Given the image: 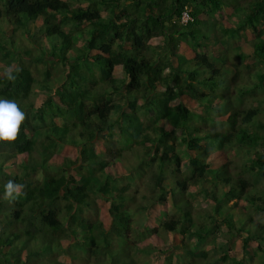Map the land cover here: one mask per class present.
<instances>
[{
    "label": "trees",
    "instance_id": "trees-1",
    "mask_svg": "<svg viewBox=\"0 0 264 264\" xmlns=\"http://www.w3.org/2000/svg\"><path fill=\"white\" fill-rule=\"evenodd\" d=\"M224 6L233 26L216 18ZM243 30L251 37L230 45ZM0 64L8 67L0 99L26 117L15 141H0V264L38 256L49 264L82 242L103 264L109 234L122 236L111 264H149L133 255L144 245L132 250L125 237L128 210L153 203L170 211L136 235L158 264H202L209 255L264 264V218L252 216L264 215V0H0ZM70 147L73 158L64 154ZM134 156L137 175L112 184ZM145 174L147 203L129 191ZM4 176L24 185L11 203ZM196 193L210 204L194 210ZM97 195L122 205L107 208V222L83 217ZM216 217L236 233L239 254L216 244ZM161 231L179 236L166 254L155 245Z\"/></svg>",
    "mask_w": 264,
    "mask_h": 264
},
{
    "label": "rangeland",
    "instance_id": "rangeland-1",
    "mask_svg": "<svg viewBox=\"0 0 264 264\" xmlns=\"http://www.w3.org/2000/svg\"><path fill=\"white\" fill-rule=\"evenodd\" d=\"M230 10H231V8L229 6H224L222 8V14H220V15L218 14L216 16V18L221 20V21H223L224 24H228V25L233 26L235 24V18H228L227 17V14H228V12H230ZM35 23H39V20L37 19L35 21ZM244 37L245 38H247V37L250 38L251 37V33L249 32V30H243V31L239 32L238 35L233 34L231 37H229V43H230V45L231 44L232 45H236V44H238L240 42V40L242 41ZM180 50L188 55L187 47H182ZM37 66H38V68H41L40 64H37ZM7 69H8L7 66L0 64V75L3 74ZM113 73L116 76H121L122 75V72H121L119 66H115L114 67ZM246 96H247V94H246ZM41 98H42L41 94L35 95L36 102H39L41 100ZM234 101H236V100H234ZM225 123H227V122L225 121ZM102 148L103 147L101 145V142H97V144L95 145L96 151L102 152ZM64 154L66 156L71 157V158L75 157L76 156L75 147L67 148L64 151ZM231 154H232V151L227 152V156H231ZM121 157L122 156H120V159H121ZM113 161H115V159H113ZM141 161L143 162V159ZM120 162H121V160H120ZM126 163H127V167H125L124 165H123L124 167L122 166L123 169L125 170V173H120L118 175V178H115L114 180L111 179L112 180L111 181L112 184H115V180L116 179H118V181H120L122 183V181L124 179H126L128 176L135 177L137 175V173H138V159L134 156L132 158V162L130 164L128 163V161H126ZM31 164H33V162H31ZM144 164H146V163L144 162ZM141 168H142V165H141ZM4 172H6V171H4ZM146 174H149V173L147 172ZM146 174L144 176H142L141 178L136 179L135 185L131 184L129 186V191L130 192L132 190H134L136 192V193H134L135 196H137L136 199H140L139 195H140L141 192L145 193V192L148 191L146 185H147V182L149 181L150 175H149V178H148L146 176ZM111 176H113V175H111ZM4 177H5L4 178L5 180H8V179H6L7 176H4ZM194 188L196 190V187H194ZM194 188H193V190H194ZM147 194L148 193H146L144 195V197L142 199H140L144 203L150 202V200L152 198V196H146ZM107 198L108 197H103L101 195H97L95 197V202H97V205H96V209L94 210V213L91 214V213L87 212V215L83 214V217L88 216V215H92L93 216L95 214L96 218L102 220V222H107L109 220V218H110V215L108 217V209H107L108 207H109V209L111 207H113V206H117V207L122 208L121 207L122 205H118L117 202L112 201L111 199H109L110 197L108 199ZM195 199L196 200H195V203H194V210L195 209L199 210V208L201 206L205 207V206H208L210 204V201L207 200L206 198H204L203 196H201L200 193H196L195 194ZM54 204L57 207L61 206L58 200H56L54 202ZM239 204H241V203H239ZM119 210L116 208L112 212L111 216L114 217L115 219H120V216L118 215ZM166 211L167 212L170 211V207H169L168 203L165 204V205H161V204H158V203H153V204L149 205L148 208H145V209H143V206H142V208H139V210H136V209L133 210V211H132V209L128 210V212H130L131 220H132V228H131V230L129 232V234L131 233V237H125V230H126L125 227L122 228V235L125 237L126 240H129V243H127V244L129 245V247L131 249L135 247L134 246L135 243H137V244L139 243V244H143L144 245V246H141V248H138V249L134 250L135 252H137V253L133 254L134 257H135V260L140 262V260L144 261V260L147 259L149 264H158L161 261L155 255H152L151 253L147 252V250L148 251L150 250V248L147 247V242H146L147 238L144 235L139 234L138 236L140 238L138 240V237L136 235V229H138L139 231L144 232L146 226H147V228H149L154 223H157L158 221L163 219L165 217V212ZM124 212L126 214H129L127 211H124ZM252 216L254 218H259V219H263L264 218V215L262 213H260V212H252ZM216 224H217V227L219 229V233L218 234L220 235V236H218L216 238V244H218L222 249L227 250V252H229V254H236V255L239 254L241 252L240 251L241 249H239V246H238V244L236 242L237 241L236 233L234 231L230 232L227 229V227L221 222L220 217H218V218L216 217ZM111 232L114 233L113 232V228L111 229ZM111 232L109 231V233H111ZM161 232L159 234L162 237L159 238L160 240L158 239V243H156L155 245L161 246L162 249H163V247H164V249H166V247L169 248V246L173 242H176L179 239L178 235L172 234L171 232H168V231H166V232L161 231ZM126 235H128V234H126ZM152 235H153V233L150 235V237ZM108 236H111V238H109L110 240H109L108 245H105V242L104 243L100 242V248L101 247L104 248V249H102L103 255H102V259H101L103 264H111V263H113V258L112 257L114 255L119 256V255L122 254V250H120V246L122 245V240H121L122 236L113 237L111 234H109ZM133 239H135V241L131 243V241H133ZM148 243H150L151 245L154 244V242H152V241H150ZM249 244L252 247V246H254L255 241H250ZM155 245H153V246H155ZM67 247H68L67 251L61 250V251H57L56 253H54V255L51 257V261L48 260V263L49 264L50 263H52V264H101L100 262L93 261V260H96L94 258L93 259H89L91 256H89L90 253L88 252V249L90 248V245H89L88 242H82L78 246L67 245ZM173 247H172V249H173ZM170 250L171 249H169V251ZM176 250H178V249H176ZM123 253L124 254L127 253V250L125 248L123 249ZM166 253H168V249H166L163 254H166ZM213 258H214V256L212 257V256L209 255L207 257V259H209V260L202 261V264H217V261H212ZM41 261H42V258L40 256H38L36 259L32 258V261L27 262L25 264H40Z\"/></svg>",
    "mask_w": 264,
    "mask_h": 264
},
{
    "label": "clouds",
    "instance_id": "clouds-1",
    "mask_svg": "<svg viewBox=\"0 0 264 264\" xmlns=\"http://www.w3.org/2000/svg\"><path fill=\"white\" fill-rule=\"evenodd\" d=\"M6 75L10 80L15 79L10 71ZM25 118V113L15 101L0 99V141H15ZM23 189L24 185L10 179L4 185L3 199L11 203L23 194Z\"/></svg>",
    "mask_w": 264,
    "mask_h": 264
},
{
    "label": "built area",
    "instance_id": "built-area-1",
    "mask_svg": "<svg viewBox=\"0 0 264 264\" xmlns=\"http://www.w3.org/2000/svg\"><path fill=\"white\" fill-rule=\"evenodd\" d=\"M189 18V15L186 11V9H182L180 13V21L185 22Z\"/></svg>",
    "mask_w": 264,
    "mask_h": 264
}]
</instances>
